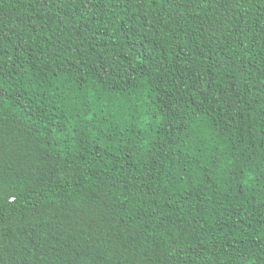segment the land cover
<instances>
[{"label": "trees", "instance_id": "obj_1", "mask_svg": "<svg viewBox=\"0 0 264 264\" xmlns=\"http://www.w3.org/2000/svg\"><path fill=\"white\" fill-rule=\"evenodd\" d=\"M0 264H264V0H0Z\"/></svg>", "mask_w": 264, "mask_h": 264}]
</instances>
